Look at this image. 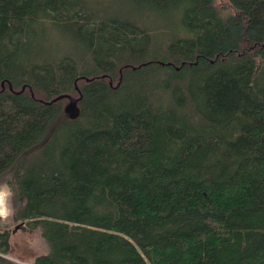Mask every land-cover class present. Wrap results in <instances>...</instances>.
<instances>
[{
	"label": "trees",
	"instance_id": "trees-1",
	"mask_svg": "<svg viewBox=\"0 0 264 264\" xmlns=\"http://www.w3.org/2000/svg\"><path fill=\"white\" fill-rule=\"evenodd\" d=\"M5 173L32 264H264V0H0Z\"/></svg>",
	"mask_w": 264,
	"mask_h": 264
},
{
	"label": "rangeland",
	"instance_id": "rangeland-1",
	"mask_svg": "<svg viewBox=\"0 0 264 264\" xmlns=\"http://www.w3.org/2000/svg\"><path fill=\"white\" fill-rule=\"evenodd\" d=\"M8 177H10V175L5 173L0 178V186L6 187V190L9 187L5 181ZM7 193L6 207L8 209V215L6 218H0L2 223L9 225L11 231L10 250L5 256L12 260V264H32L34 256L46 252L48 250V245L41 236L39 228L31 226L30 221L27 222V220H23V223L20 221L21 224H18V222L14 220L13 207L16 201L14 200L13 192L10 187Z\"/></svg>",
	"mask_w": 264,
	"mask_h": 264
},
{
	"label": "water",
	"instance_id": "water-1",
	"mask_svg": "<svg viewBox=\"0 0 264 264\" xmlns=\"http://www.w3.org/2000/svg\"><path fill=\"white\" fill-rule=\"evenodd\" d=\"M67 98H68V101L64 105V110L67 112L69 117L74 118L79 114L78 99L80 98V96H71L67 94ZM18 224H21V223L19 222Z\"/></svg>",
	"mask_w": 264,
	"mask_h": 264
},
{
	"label": "clouds",
	"instance_id": "clouds-1",
	"mask_svg": "<svg viewBox=\"0 0 264 264\" xmlns=\"http://www.w3.org/2000/svg\"><path fill=\"white\" fill-rule=\"evenodd\" d=\"M8 193L0 190V218H6L8 215V209L6 207V196Z\"/></svg>",
	"mask_w": 264,
	"mask_h": 264
},
{
	"label": "crops",
	"instance_id": "crops-1",
	"mask_svg": "<svg viewBox=\"0 0 264 264\" xmlns=\"http://www.w3.org/2000/svg\"><path fill=\"white\" fill-rule=\"evenodd\" d=\"M0 187H1V186H0ZM0 190L5 191V192L7 193V191L9 192V187H8L7 190H6V187L3 186V187L0 188Z\"/></svg>",
	"mask_w": 264,
	"mask_h": 264
}]
</instances>
